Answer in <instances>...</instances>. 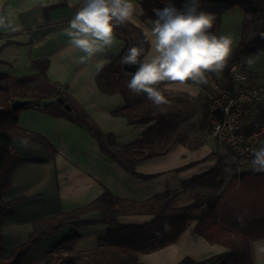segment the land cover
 I'll return each instance as SVG.
<instances>
[{"label": "crops", "instance_id": "obj_1", "mask_svg": "<svg viewBox=\"0 0 264 264\" xmlns=\"http://www.w3.org/2000/svg\"><path fill=\"white\" fill-rule=\"evenodd\" d=\"M142 1L133 0L136 11L131 20L141 30L145 26L150 27V20L142 18ZM83 4L84 0H0V74L14 77L38 75L41 70L33 62L49 60L48 79L38 85L35 96L52 99L60 90L79 117L90 121L95 130L103 134L112 133L119 146L133 144L141 140L155 122L130 125L126 118L113 116V111L125 106V100L120 94H104L96 81L97 74L111 62L113 55L126 48L127 43L114 35L112 46L97 53L91 60L78 62L85 54L79 49L69 47V37L64 29ZM225 21L221 28L228 23L235 25L226 17ZM246 59L252 62L248 65L254 70L259 58L254 56ZM100 61H104V64L98 70L97 64ZM255 82L261 83L256 78ZM204 87L205 84L200 85L198 90L189 91L187 88L178 87L168 91L177 96H189L190 104L193 102V105L187 106L189 113L184 112V115L189 116L196 124H201L205 117L207 101L203 96ZM18 126L30 135L14 136V144L23 162L14 171L12 188L3 197L5 201L20 197L26 199L16 208L14 215L3 222L2 235L6 255H10L17 246L28 241L35 223L83 208L101 196L105 189L124 199L147 201L168 191L181 189L185 182L213 170L217 166V159L203 161L211 153L228 155L227 150L212 138H206L203 145L195 148L179 142L166 155L146 159L135 165L137 174L155 175L153 178L144 179L133 175L105 154L97 138L77 125L72 112L67 111L62 104H54L48 111L29 107L20 113ZM31 134L45 138L54 150ZM228 158L231 160L229 156ZM244 163L242 166L247 171H254L250 162ZM234 168L225 169V176L239 174L234 171L241 169V166ZM193 189L188 188L169 198L153 201L148 207L153 212L120 215L117 223H147L155 217L154 212L166 203L184 206L191 204L197 197L203 201L207 199V192L202 191L204 188H198L196 195ZM82 216L96 220L101 218V213L92 210ZM197 224L198 221H193L177 243L150 254H139L133 260L137 264H179L189 258L201 263L228 251L227 248L210 244L196 235L194 229ZM115 227L107 223L80 227L77 230L80 239L74 245L73 255L81 263L87 261V254L97 250L99 240ZM73 230V225H66L53 234H59L62 239ZM53 234L46 235L30 251L31 254L39 252L31 263L40 259L44 251H49L58 242L51 238ZM260 249H264V239L252 243L255 264H264V252ZM204 264L217 263L208 261Z\"/></svg>", "mask_w": 264, "mask_h": 264}, {"label": "trees", "instance_id": "obj_2", "mask_svg": "<svg viewBox=\"0 0 264 264\" xmlns=\"http://www.w3.org/2000/svg\"><path fill=\"white\" fill-rule=\"evenodd\" d=\"M169 2L178 8L185 4V0H143L141 2L142 18L154 20L156 17L153 9L163 8ZM200 7L215 15L211 29L215 34L227 11L240 8L244 13L240 40L232 49L226 67L220 72L222 80L226 82L230 80V70L235 63L264 53V0H200ZM115 36L125 41L127 46L121 53L113 55L111 62L97 74L96 81L99 89L104 94H120L124 98L125 106L113 111V116L126 118L130 125H147L152 122L155 124L144 133L141 140L130 145L119 146L112 133L103 134L95 130L90 121L81 119L74 110L72 114L77 125L97 138L105 154L123 165L133 175L150 179L155 175L137 174L135 165L138 162L166 155L179 142L187 144L190 148L203 145L206 141L203 134H210L214 125L221 121V115L211 112L207 106L205 117L198 127L183 113L190 104L189 96H175L165 92L168 102L157 107L147 99L145 94L135 95L130 92L127 83L137 68L136 66H122L120 58L128 48L140 46L144 39L143 33L138 26L128 21L116 28ZM144 47L147 48L148 45L145 44ZM33 65L41 70L38 75L14 77L0 74V264H26L30 251L46 235L53 234L66 225H73L75 230L54 244L43 258L30 264H83L73 255L74 245L80 239L77 230L82 226L95 223L116 226L99 240L97 250H113L135 259L139 254H150L177 243L193 221H198L194 229L196 235L210 244H219L228 251L201 263L185 258L179 264H204L208 261L217 264H255L252 243L264 239V172L244 171L232 176L226 183L222 182L223 188L211 204L206 205L199 197L195 198L193 203L184 206L166 203L154 212L155 217L150 222L123 225L117 223V217L120 215L153 212L148 207L155 200L174 196L192 188L198 182L224 177L225 168L230 164V159L217 152L203 159V161L217 159V166L185 182L181 189L168 191L142 202L118 197L109 189H105L101 196L83 208L35 223L28 241L17 246L10 255H6L2 235L3 222L7 217L13 216L16 208L26 199L20 197L13 201H5L3 197L4 193L12 188L14 171L23 162L14 144V136L17 134L30 135L19 128V115L29 107H36L43 111L49 110V107L42 106V101L46 99L37 98L35 90L42 81L48 79L47 70L50 61L47 59L34 61ZM53 98H61L64 103H68L64 93L60 90ZM16 99L31 100L33 104L14 111L12 102ZM263 123L264 98L257 105V112L247 119L243 130L248 131ZM199 128H202L205 133L199 135ZM31 135L47 145L49 149L54 150L42 136ZM191 137L194 139L193 144L188 143ZM165 139H169L171 143L162 150H155L154 147ZM262 146H264V141L260 147ZM92 210L100 211L101 218L96 220L83 218L82 215ZM165 225H169L170 230L166 231ZM132 264H137V262L133 261Z\"/></svg>", "mask_w": 264, "mask_h": 264}, {"label": "clouds", "instance_id": "obj_3", "mask_svg": "<svg viewBox=\"0 0 264 264\" xmlns=\"http://www.w3.org/2000/svg\"><path fill=\"white\" fill-rule=\"evenodd\" d=\"M135 11L133 0H84L64 29L69 47L85 54L78 62L91 60L112 46L116 28L131 21ZM153 12L156 18L148 22L150 27L143 28L140 46L128 48L120 64L137 68L127 83L130 92L145 94L159 107L168 102L165 92L178 87L198 90L209 83V74L222 72L233 39L211 31L215 15L202 10L200 0H185L179 8L169 2ZM103 64L98 62L97 69ZM250 163L255 172H264V146L252 150ZM165 230L170 226L165 225Z\"/></svg>", "mask_w": 264, "mask_h": 264}, {"label": "built area", "instance_id": "obj_4", "mask_svg": "<svg viewBox=\"0 0 264 264\" xmlns=\"http://www.w3.org/2000/svg\"><path fill=\"white\" fill-rule=\"evenodd\" d=\"M230 74V80L226 82L219 73L209 74V83L203 90L209 110L221 115V121L214 125L210 137L228 150L231 160L251 162L252 150L264 141V123L248 131L243 128L264 98V83L255 82L244 61L235 63Z\"/></svg>", "mask_w": 264, "mask_h": 264}, {"label": "rangeland", "instance_id": "obj_5", "mask_svg": "<svg viewBox=\"0 0 264 264\" xmlns=\"http://www.w3.org/2000/svg\"><path fill=\"white\" fill-rule=\"evenodd\" d=\"M237 9L238 10H236V11L235 10H230L228 14H224L223 22L221 24V26H222L224 21H225V17H226L227 20L232 21V23H234L235 25L232 26V25H230V23H228V25H226V27H223V28L220 27L218 29V31H217V34H216L218 36H220V35H228L229 36L230 35L232 37L233 43H234L233 46H232V49L237 45V43L240 40L241 31H242V23H243V20H244V13L242 12V10L240 8H237ZM233 11H235L237 14L235 12H233ZM240 14H241V18H240ZM225 23H226V21H225ZM237 35L239 37H236ZM256 56L259 58L258 64H256V68H255L256 70L255 69L254 70L250 69L251 66L249 67V65H248V63H250V62L247 61L246 58H244V60H243L245 62V68L248 69L251 72V75L253 77L255 76V78L258 79L259 82L264 83V53L256 55ZM251 58H254V56H252ZM219 74L221 75V73H219ZM175 96H177V95H175ZM191 104L193 105V102ZM184 112L185 113L186 112L189 113L188 110H186ZM187 117H189V116H187ZM197 124H199V126L201 125L200 122L197 123ZM198 133H199V135H202L205 132L202 130V128H199ZM203 135L205 136V139H206V137H208V139L212 138V137H210V134H208V135L203 134ZM168 140L169 139L162 140L161 143H159L158 145H156L154 147V149L158 151V150H162V149L166 148L167 145L171 143ZM188 143H191V144L194 143V139L191 137L189 139ZM227 152H228V150H227ZM227 156H229V154ZM244 164L245 163L241 162L240 160L239 161L237 160L236 162L233 161V160H230V164L228 166H226L225 169L227 170V169H229V168H231L233 166L235 168H237V166H241V169H239V170L237 169V170L234 171L235 173L236 172L241 173V172L247 171V168L242 166ZM231 176L232 175L230 174V176L227 175V176H224V177L211 178V179L205 180L203 182H198V183L194 184L193 185V188H194L193 190L195 191V195L198 193V192H196V190L198 188H204L202 191L205 190L207 192V199H205L204 202H206L205 203L206 205L207 204H211L213 202V199L216 196H218L219 193L221 192V190L223 188L222 182L226 183ZM51 238L52 239H56V241L59 242L64 237L62 239H60V235L59 234H53V236H51ZM33 249H35V247ZM47 251H44L42 253V255H41L42 258L45 256V252H47ZM38 253L39 252H35V253L31 254V252H30L29 255L27 256L26 263H31L32 260H35V256ZM41 257H40V259H41ZM87 258H88V260L87 261H83V264H104L105 262H109L111 264H132L133 261H134L130 256H124V255H121V254H119V253H117V252H115L113 250H104V249L103 250L100 249V250H96V251H93V252H89L87 254ZM40 259H38V260H40Z\"/></svg>", "mask_w": 264, "mask_h": 264}, {"label": "water", "instance_id": "obj_6", "mask_svg": "<svg viewBox=\"0 0 264 264\" xmlns=\"http://www.w3.org/2000/svg\"><path fill=\"white\" fill-rule=\"evenodd\" d=\"M57 103L62 104L67 111H69V112L73 111V108L71 107V105L69 103H67V104L64 103V100L61 98L46 99V100L42 101V106L43 107H50V106L57 104ZM32 104H33V101H31V100L16 99L12 102V109L14 111H16L19 109L26 108Z\"/></svg>", "mask_w": 264, "mask_h": 264}]
</instances>
